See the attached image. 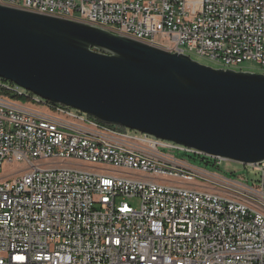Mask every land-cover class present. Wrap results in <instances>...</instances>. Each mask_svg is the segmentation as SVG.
Masks as SVG:
<instances>
[{
	"label": "built area",
	"instance_id": "1",
	"mask_svg": "<svg viewBox=\"0 0 264 264\" xmlns=\"http://www.w3.org/2000/svg\"><path fill=\"white\" fill-rule=\"evenodd\" d=\"M0 0L222 70L264 71V0ZM195 58V59H194ZM264 74V73H262ZM0 79V264H264V161L255 179L195 168ZM107 182V183H106ZM138 200L137 208L127 200ZM23 256V261L16 257Z\"/></svg>",
	"mask_w": 264,
	"mask_h": 264
},
{
	"label": "water",
	"instance_id": "2",
	"mask_svg": "<svg viewBox=\"0 0 264 264\" xmlns=\"http://www.w3.org/2000/svg\"><path fill=\"white\" fill-rule=\"evenodd\" d=\"M0 79L107 126L241 165L264 161V74L0 5Z\"/></svg>",
	"mask_w": 264,
	"mask_h": 264
},
{
	"label": "rangeland",
	"instance_id": "3",
	"mask_svg": "<svg viewBox=\"0 0 264 264\" xmlns=\"http://www.w3.org/2000/svg\"><path fill=\"white\" fill-rule=\"evenodd\" d=\"M198 10V2L197 0H186V11L190 14L193 15L196 11ZM195 59V58H194ZM200 64L212 67V68H219L217 65H214L212 63H207L203 60H198ZM242 72H251V73H257V74H262L264 71L260 70L257 68L253 63L246 62L242 65ZM122 131L126 132L129 134V136L133 138H137L140 140L143 138L145 135L135 132V131H130L126 129L119 128ZM149 139H155L151 136H148ZM158 150L160 153L172 156L176 158L177 160H183L187 164L206 170L208 172H221L225 174L228 177H233V178H240L244 177V179L247 181L248 185H254L255 179L253 176H251L247 168H245L243 165L235 163V162H230V161H222L219 165H216L214 163V160L211 158H207L204 156H195L183 151L175 150V149H170L167 147H158ZM22 166L19 164H13L11 166H5V168L0 172V178L3 176H7L8 174H11L12 172H16L19 169H21ZM127 202L137 208L139 201L134 199V200H127Z\"/></svg>",
	"mask_w": 264,
	"mask_h": 264
},
{
	"label": "snow or ice",
	"instance_id": "4",
	"mask_svg": "<svg viewBox=\"0 0 264 264\" xmlns=\"http://www.w3.org/2000/svg\"><path fill=\"white\" fill-rule=\"evenodd\" d=\"M107 183V182H106ZM16 259L18 260V261H23L24 259H25V257H23V256H18V257H16Z\"/></svg>",
	"mask_w": 264,
	"mask_h": 264
},
{
	"label": "trees",
	"instance_id": "5",
	"mask_svg": "<svg viewBox=\"0 0 264 264\" xmlns=\"http://www.w3.org/2000/svg\"><path fill=\"white\" fill-rule=\"evenodd\" d=\"M109 127H112V128H118V127H114V126H109Z\"/></svg>",
	"mask_w": 264,
	"mask_h": 264
},
{
	"label": "crops",
	"instance_id": "6",
	"mask_svg": "<svg viewBox=\"0 0 264 264\" xmlns=\"http://www.w3.org/2000/svg\"><path fill=\"white\" fill-rule=\"evenodd\" d=\"M4 177V176H3Z\"/></svg>",
	"mask_w": 264,
	"mask_h": 264
}]
</instances>
